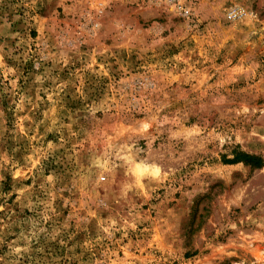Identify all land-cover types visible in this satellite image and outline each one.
<instances>
[{
  "label": "rangeland",
  "instance_id": "1",
  "mask_svg": "<svg viewBox=\"0 0 264 264\" xmlns=\"http://www.w3.org/2000/svg\"><path fill=\"white\" fill-rule=\"evenodd\" d=\"M186 3L0 0V264H264V0Z\"/></svg>",
  "mask_w": 264,
  "mask_h": 264
},
{
  "label": "built area",
  "instance_id": "2",
  "mask_svg": "<svg viewBox=\"0 0 264 264\" xmlns=\"http://www.w3.org/2000/svg\"><path fill=\"white\" fill-rule=\"evenodd\" d=\"M151 3L161 6L168 11H179V14L186 17L191 9L186 3V0H150ZM224 16L229 21H234L246 14L244 7L239 3H231L224 9Z\"/></svg>",
  "mask_w": 264,
  "mask_h": 264
},
{
  "label": "trees",
  "instance_id": "3",
  "mask_svg": "<svg viewBox=\"0 0 264 264\" xmlns=\"http://www.w3.org/2000/svg\"><path fill=\"white\" fill-rule=\"evenodd\" d=\"M233 157L229 159H225L226 163H236V162H243L246 165H249L252 168H260L263 164V159L261 156L247 153L240 150L233 151Z\"/></svg>",
  "mask_w": 264,
  "mask_h": 264
}]
</instances>
